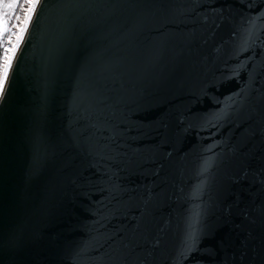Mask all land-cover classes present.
Listing matches in <instances>:
<instances>
[{"label":"water","instance_id":"95a60500","mask_svg":"<svg viewBox=\"0 0 264 264\" xmlns=\"http://www.w3.org/2000/svg\"><path fill=\"white\" fill-rule=\"evenodd\" d=\"M29 27L0 264H264V0H44Z\"/></svg>","mask_w":264,"mask_h":264},{"label":"snow or ice","instance_id":"6c2138e0","mask_svg":"<svg viewBox=\"0 0 264 264\" xmlns=\"http://www.w3.org/2000/svg\"><path fill=\"white\" fill-rule=\"evenodd\" d=\"M43 2L44 0H0V48L3 49V52H0V98L7 91L6 82L10 79L9 69L14 66L13 57L16 50L20 47L21 40L27 39L24 32L31 31L29 23L35 22ZM16 8L21 10L22 15H15V23L9 27L8 20L12 17L4 9ZM13 29L18 31L13 32ZM13 36L16 37L15 41Z\"/></svg>","mask_w":264,"mask_h":264},{"label":"trees","instance_id":"16d2710c","mask_svg":"<svg viewBox=\"0 0 264 264\" xmlns=\"http://www.w3.org/2000/svg\"><path fill=\"white\" fill-rule=\"evenodd\" d=\"M4 11H7L9 15L12 17L10 20H8V25L11 27L12 23H15V15H22V12L19 8L16 9H4ZM18 31V29H13V32ZM25 33V32H24ZM7 37H5L6 39ZM16 37L13 36V41H15ZM0 52H3V49L0 48Z\"/></svg>","mask_w":264,"mask_h":264},{"label":"rangeland","instance_id":"374dc122","mask_svg":"<svg viewBox=\"0 0 264 264\" xmlns=\"http://www.w3.org/2000/svg\"><path fill=\"white\" fill-rule=\"evenodd\" d=\"M21 43V42H20ZM17 51V50H16ZM14 58V57H13Z\"/></svg>","mask_w":264,"mask_h":264}]
</instances>
